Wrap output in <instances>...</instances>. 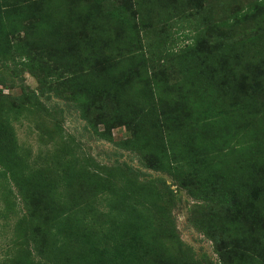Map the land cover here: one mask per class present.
<instances>
[{
  "label": "trees",
  "instance_id": "16d2710c",
  "mask_svg": "<svg viewBox=\"0 0 264 264\" xmlns=\"http://www.w3.org/2000/svg\"><path fill=\"white\" fill-rule=\"evenodd\" d=\"M81 1L0 0V216L14 215L0 264H264V0L194 17L171 0ZM150 12L182 45L144 40ZM64 112L155 175L82 152ZM122 125L132 136L115 140ZM171 186L214 259L174 231Z\"/></svg>",
  "mask_w": 264,
  "mask_h": 264
},
{
  "label": "rangeland",
  "instance_id": "374dc122",
  "mask_svg": "<svg viewBox=\"0 0 264 264\" xmlns=\"http://www.w3.org/2000/svg\"><path fill=\"white\" fill-rule=\"evenodd\" d=\"M121 1H127V0H119L118 3H120ZM171 1L173 2V4L171 3ZM171 1L169 0V3H171L170 4L171 9H173L176 6H180L179 10H183V12L189 11V13L188 12L186 13L192 16L195 12H200V10L211 11L212 9L214 13L220 11L217 4V0H181L180 2H177V4H174L175 0H171ZM242 1L243 0H224L220 8L230 9ZM185 2L187 3V5H181ZM79 3L85 4L86 1L82 0ZM190 6L193 7L190 8ZM149 14L152 15V19H151L152 25L150 27V31L146 33L147 37H145L144 40L146 39V41L147 40L151 41L152 37L155 36V31L160 32L161 30H163V32L167 31L169 33V38L167 40L170 39L174 40L175 47L182 45L184 41L182 40V35L180 30L176 29L177 26L176 24L174 23H171V25H168V23L166 25L162 24L161 22L156 21V19L161 16L160 13H158L157 18L155 17V13L150 12ZM163 15H165V13ZM161 18H159V20H161ZM91 21L94 22V25H100V28L105 26L106 27L111 26V23L110 22L107 23V21L103 17L101 18V14L99 13L95 14L91 18ZM175 36H178L179 38H175ZM155 68L165 69V66H161L159 64V66L155 65ZM22 78L24 80V83L29 88L35 87L36 84L35 80L33 77H31L28 74V72L26 71L22 72ZM7 90L8 89H4L3 93H8ZM63 120H64L63 126L65 131L73 135V137L78 141V144L82 152L92 156L96 161L106 164L111 163L113 160L125 161L126 163L131 165L134 169L138 170L141 175L144 176L155 175V173H153L152 171L142 168L137 163L135 156H132V154L118 149L112 143H108L103 140H99L95 138L84 128L83 122L79 120L74 113L69 114L68 112H64ZM13 125L18 140L20 142H24V144L26 145H30L31 149L35 150L38 141L35 135L36 130L32 129L31 122H28L25 119H20L18 121L13 122ZM111 131L113 138L115 140L129 138L132 136L133 133L131 128L127 127L126 125L114 126ZM167 183H169L168 180ZM171 188L173 189L175 195L174 207L171 209V217L173 218V222H174V231L176 232V234L183 243L191 247L195 257L205 255L207 257H210L211 259H214L215 255L212 252L211 242L205 239L199 232H197L191 226L188 220V217L190 215L186 209L191 204L190 199L183 193V191L176 190L174 186H171ZM3 208L4 205L2 201H0V211H2ZM7 215L8 217L6 218V220L2 218V216H0V232L4 231L5 235L8 234V229H9L7 226L4 225L5 221L12 222V218H14V215H12L11 213ZM6 239L7 237L5 238L3 235L0 236V257L3 256V254H7L4 253L5 246L7 245L6 242H8Z\"/></svg>",
  "mask_w": 264,
  "mask_h": 264
}]
</instances>
